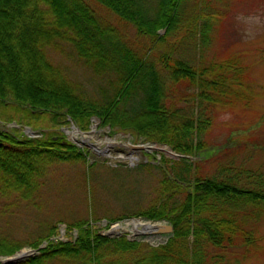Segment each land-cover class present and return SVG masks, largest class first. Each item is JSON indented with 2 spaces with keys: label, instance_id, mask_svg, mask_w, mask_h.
I'll use <instances>...</instances> for the list:
<instances>
[{
  "label": "trees",
  "instance_id": "trees-1",
  "mask_svg": "<svg viewBox=\"0 0 264 264\" xmlns=\"http://www.w3.org/2000/svg\"><path fill=\"white\" fill-rule=\"evenodd\" d=\"M97 7L109 11L122 29L106 22ZM197 7L196 0H0V108L3 113L17 110L9 103L16 101L19 112L34 118H43L34 111L68 115L83 130L93 118L102 125H124L139 117L130 128L148 141L168 144L185 156L197 155L205 143L196 144L194 135L201 138L211 118L207 114L196 121L192 113L180 112L175 106L182 99L177 85L213 106H244L254 96L239 58L197 67L176 56L174 37L182 29V43H195ZM207 15L202 14L200 28L204 41L212 26ZM131 25L137 34L151 37L150 53L161 50L162 69L149 61L148 48L140 54L127 43L124 31ZM161 30L165 33L160 35ZM59 56L89 72L88 84L101 95L89 91L86 82L57 61ZM149 114L154 116L151 125L142 124ZM59 134L33 138L0 130V215L35 203L50 165L87 162L84 150L64 131ZM161 160L167 165L161 169V197L140 212L121 215L168 220L174 232L165 244L112 238L88 220L67 222V230L75 228L78 235L64 241L52 238L57 235L55 223L28 241L36 249L46 246L18 262L1 260L23 245L1 231L0 264H228L226 247L253 243L248 218L252 210L258 218L264 215V172L227 167L219 176L205 177L198 175L201 160L194 164L187 157L167 155ZM244 177L250 185L240 182Z\"/></svg>",
  "mask_w": 264,
  "mask_h": 264
},
{
  "label": "rangeland",
  "instance_id": "rangeland-1",
  "mask_svg": "<svg viewBox=\"0 0 264 264\" xmlns=\"http://www.w3.org/2000/svg\"><path fill=\"white\" fill-rule=\"evenodd\" d=\"M196 1L199 19L195 43L194 45L182 43L185 34V30L182 29L174 37L175 50H178L176 56L189 60L197 67L208 66L213 62L235 61L230 59L233 57L239 58L246 67L245 80H249L248 85L253 87L254 98H250V103L244 106H213L208 102L199 101L195 93L192 96L193 91L188 90L186 86L177 85L181 88L179 95L182 99L175 100V106L180 112H186L187 115L192 113L196 121L207 117V114L209 116L207 118H211L205 132L201 133V138L197 137L198 133L194 135V142L197 144L202 141L205 143L204 146L198 149L197 155L188 159L194 164L201 160L198 175L205 177L219 176L220 169L227 167L264 172V0ZM97 9L106 22H111L122 29L121 22L109 11L105 8ZM204 12L210 13L207 17L212 25L209 29L210 36L205 41L200 33ZM124 33L127 43L140 54L148 48L146 53L150 54L149 61L162 69V62L159 59L161 50L149 52L151 37L137 34L132 25L126 28ZM164 33V30L159 31L160 35ZM56 59L65 63L71 73L86 82L89 91L95 92L98 97L101 95L100 90L88 84L91 77L89 72L63 59L62 56ZM9 103L17 110L9 109V112L3 113L5 109L0 108V130L33 138L44 135L58 136L64 131L68 139L77 140L72 133L79 126L68 115L55 116L54 113L43 114L34 111L43 117L34 118L35 116L24 114V111L19 112L16 101L9 100ZM152 120L154 116L149 114L141 123L151 125ZM138 123L139 117L130 118L127 123L124 121V125L120 123L102 125L99 119L93 118L89 128L82 133L94 134L96 144L102 149L111 142L108 148L110 153L102 152V149L99 152L92 142L90 145L82 144L81 147L77 145L84 150L87 162L80 160L75 162L77 164L50 165L45 177L42 178L43 188L41 187L36 202L22 203L0 215V232L11 233L15 243L22 241L23 245L17 253L33 248L28 241L40 235L47 225L55 223H58L57 235L52 238L73 240L78 235V230L74 228L68 231L67 222L84 220L90 221L93 229L109 237L126 236L129 240L151 244L146 234H136L131 230L118 233L113 229L115 224L124 223L129 219L126 217L129 214L121 215L122 213L140 212L161 197L159 190L161 169L167 168L166 163L161 160V155L175 157L170 153L173 151L171 146L166 147L156 141H148L146 136L137 133L136 128H130L132 125L137 126ZM28 129L37 135L30 136ZM40 133L41 136H38ZM129 141L135 144L152 142L155 143V148L152 152L135 151L132 154L128 147ZM88 168H91V171ZM195 176L196 173L193 179ZM240 182L250 185L245 177ZM250 182L255 185L257 181L251 179ZM251 212L253 216L251 217L250 213L248 223L254 235L253 243L247 245L238 241L236 245L226 247L224 256L228 264H264V215L258 218L256 213L258 211ZM97 217L99 219L96 220ZM139 218L146 219L142 215ZM109 219L115 221L112 227L107 223L110 222ZM37 254L38 252L33 253L34 256ZM13 255H2L1 260L8 262Z\"/></svg>",
  "mask_w": 264,
  "mask_h": 264
},
{
  "label": "water",
  "instance_id": "water-1",
  "mask_svg": "<svg viewBox=\"0 0 264 264\" xmlns=\"http://www.w3.org/2000/svg\"><path fill=\"white\" fill-rule=\"evenodd\" d=\"M28 133H33L34 131L31 130V129H28L27 130ZM32 135V134H31ZM91 141H89V144H90ZM93 143V142H92ZM132 148L134 150H137V151H140V150H149L151 148H153L152 145H134L132 146ZM175 156H181L180 154L176 153ZM144 226L143 225H140L139 226V229L143 228ZM173 227L172 225L170 224H165L164 226L162 227H157V228H152L150 229L147 233L149 234H164V233H170L171 235L173 234ZM46 246V243H44L43 245H41L39 248H43ZM39 248L38 249H29V250H23L21 251L20 253H15L13 255V257L8 261V262H18V261H21L23 259H25L27 256L33 254V253H36V252H39Z\"/></svg>",
  "mask_w": 264,
  "mask_h": 264
},
{
  "label": "bare ground",
  "instance_id": "bare-ground-1",
  "mask_svg": "<svg viewBox=\"0 0 264 264\" xmlns=\"http://www.w3.org/2000/svg\"><path fill=\"white\" fill-rule=\"evenodd\" d=\"M89 138H92V137H87L86 140H88ZM80 143H82L80 141ZM111 143V142H110ZM110 143L105 145V147H103L102 149V152H106L107 154L110 153V151L108 150L109 146H110ZM141 222H143V220L141 219H138V220H126L124 223H117L114 225V232H124V231H127V230H131V231H135V233H137L138 231V225L141 224ZM154 228L153 224L150 223V222H145L144 224V230L143 231H146V230H150ZM150 240L152 242H162L163 240V237L162 236H151Z\"/></svg>",
  "mask_w": 264,
  "mask_h": 264
}]
</instances>
